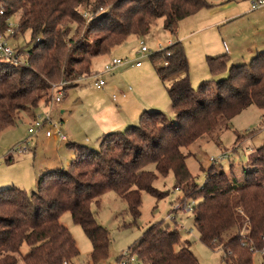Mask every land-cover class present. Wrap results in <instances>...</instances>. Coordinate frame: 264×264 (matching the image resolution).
I'll use <instances>...</instances> for the list:
<instances>
[{
	"label": "trees",
	"instance_id": "16d2710c",
	"mask_svg": "<svg viewBox=\"0 0 264 264\" xmlns=\"http://www.w3.org/2000/svg\"><path fill=\"white\" fill-rule=\"evenodd\" d=\"M0 4L4 8L0 34L5 35L9 18L17 15L15 30H29L34 42L25 65L0 60V132L15 125L21 111L35 115L41 104L47 105L53 83L88 76L94 56L130 35H147L159 18L162 29L174 34L180 20L212 6L208 0H0ZM82 7L94 9V15L80 37H70L71 25L84 22ZM13 49L20 53L23 48ZM168 49V65L155 71L175 110L174 122L161 110H143L137 124L103 134L95 148L68 141L67 148L74 152L69 165L40 174L30 192L15 185L0 188V264L74 260L79 254L76 241L60 221L66 212L91 243L90 261L106 260L111 240L92 204L113 191L135 220L142 192L158 199L168 193L153 182L169 172L174 188L183 186L186 198L197 200L191 214L199 241L218 249L222 264H253L250 248L264 246V141L250 153L242 180L211 164L199 185L186 159L192 144L217 142L220 131L230 129L233 117L248 106L264 109V49L248 62L231 63L226 76L202 80L197 89L190 82L183 46L177 41ZM151 58L162 60V55ZM228 60L226 53L206 56L215 75ZM22 244L28 246L24 255ZM128 251L135 255L133 264H199L179 229L161 221L147 227Z\"/></svg>",
	"mask_w": 264,
	"mask_h": 264
},
{
	"label": "rangeland",
	"instance_id": "374dc122",
	"mask_svg": "<svg viewBox=\"0 0 264 264\" xmlns=\"http://www.w3.org/2000/svg\"><path fill=\"white\" fill-rule=\"evenodd\" d=\"M208 2L212 4L211 7L202 8L181 20L176 35L163 30L162 19L159 18L153 23L147 35L143 37L130 35L124 43L112 47L104 54L94 56L88 76L83 74L73 80L53 83L62 89L60 101L52 102V95L56 94L52 91L54 94L51 93L50 101L47 105L41 104L35 110V115L47 111V115L56 124V127H51L53 133L59 129L70 138V142L92 148L98 146L103 134L112 131L109 126L116 115L127 118L130 121L129 125H135L139 122L143 110L158 109L168 120L174 122L175 110L171 107L165 85L155 71V67L161 65V58H151V55L158 50L159 44L165 47L169 40L173 43L181 41L188 61L190 82L193 88L197 89L202 80H215L226 76L232 61L241 59L248 62L251 59L245 54L243 58L240 55L237 58L231 57L226 68L215 75L209 71L206 55L224 52V43L229 51L238 50L253 42L257 43L261 33H264V17L256 13L251 15L254 22L248 20L247 17L250 15H245L243 18L224 24L221 29L206 28L199 32L195 28H190L192 20L198 23L194 27L212 20L206 14L210 17L218 15L224 17L233 10L244 7L249 10L250 5V0H238L234 3L228 0H208ZM0 9H4L1 4ZM215 9L217 11H214ZM80 10L83 12L84 22L71 25L70 37H80L88 25V18L95 12L94 9L84 10L83 7ZM101 10L99 8L97 12ZM221 11L223 14H219ZM17 19V15L9 18L8 23L13 33L11 36L10 33L5 32L7 33L5 40L12 49L23 48L19 52L22 58H26L27 49L34 42L31 41L29 30L23 33L15 30L18 25ZM192 31L194 32L191 35ZM140 41H143L149 50L145 55L138 52ZM112 58H121L129 63L118 66L110 72H103L104 64ZM0 60L10 61L1 55ZM137 61H140L139 66L135 65ZM96 73L105 81L101 88L94 85L92 76ZM169 83L170 79H167L165 84ZM129 86L131 89L127 94L125 93V96L119 95L116 101L112 99L113 93L118 94ZM263 114L264 109L252 104L233 117L230 129L220 131L217 142L196 141L189 147L192 154L187 157L186 165L197 184L204 183L206 171L212 164L210 158L217 157L222 152H227V156L213 165L242 180L243 169L248 166L250 153L264 141ZM35 115L29 110L21 111L15 125L0 132V188L15 185L30 192L35 187L40 174L54 170L58 166L66 168L74 157V152L67 148L68 141L59 140L56 134L46 137L45 128L33 134L28 133V127ZM124 129L125 127H122L119 131ZM252 130L256 132L247 135ZM236 134H240L237 141ZM9 156H12V159L7 162ZM148 167L153 168V165L150 164ZM174 182L172 172L155 179L153 186L168 193L158 199L145 191L142 192L140 215L135 220L127 212L126 203L113 191L105 192L97 205L92 204L97 220L107 229L111 240L108 257L104 261L97 263L90 261L89 254L92 248L90 241L81 226L71 220L68 212L62 214L60 221L68 227L79 250L78 256L68 264H118L117 257L128 252V248L141 237L144 230L159 221L179 229L182 239L190 242V248L199 264H222L220 251L210 249L199 241L191 212L175 211L173 215L176 224L167 219L168 213L173 211L176 203L182 204L187 199L188 202H197L195 199L186 198L183 186L179 189L174 188ZM27 249L26 244L20 247L23 255ZM17 264H22V261L19 259ZM253 264H264V255H253Z\"/></svg>",
	"mask_w": 264,
	"mask_h": 264
},
{
	"label": "built area",
	"instance_id": "2783aa9c",
	"mask_svg": "<svg viewBox=\"0 0 264 264\" xmlns=\"http://www.w3.org/2000/svg\"><path fill=\"white\" fill-rule=\"evenodd\" d=\"M250 4H251V9H257V8L264 6V0H250ZM0 13H2V9H0ZM6 32L10 33V34L13 33V30H12L10 24H9L8 28L6 29ZM7 33H5V35L0 34V55H1V57L5 58V59H10V61H8V62H11L13 64L25 65L26 59L22 58L20 53H17L14 49H12L10 46L7 45V42L5 40ZM140 44H141V46H140L138 52L141 53L142 55H145L149 50L143 41H140ZM172 44H173L172 40H169L165 47H163L161 44H159L158 50L153 54V55H156V54L161 53V55H162L161 65H163V66L168 65V61L165 60V56L170 55L171 52L168 49V47L171 46ZM127 63H129V61H127V60H124L121 58H112L109 62L104 64L103 72H110L114 68L121 66V65H124V64H127ZM135 65L139 66L140 61L135 62ZM92 77L94 78V85L97 88H101L105 84L104 79L97 76V73L94 74ZM130 89H131L130 86L126 88V90H130ZM51 90L54 91V93H56L55 95H52V102L60 101L61 95H62V92H61L62 89L59 86H55L53 84L51 87ZM126 90L120 91L118 94L113 93L112 99L116 101V99L118 98L119 95H121L122 97L125 96ZM54 93L52 92V94H54ZM47 113L48 112L46 111L43 114H38V115H35L33 117L32 121L30 123V126L28 127V133L33 134L36 131H38L39 129L45 128L44 133H45L46 137H51L53 134H56V136L58 137L59 140L68 141L67 136L64 133H62L59 129L55 130V132L53 133V131L51 130V127H56V124H55V122L52 121L50 116L47 115ZM47 126H48V128H46ZM226 156H227V152H222L219 156L210 158V161L212 164L219 163ZM176 189H179V188H176ZM187 200H184L182 202V204H180V203L175 204L173 211L169 212L167 215V219L169 221L173 222L174 224L176 223L174 215H173V213H175V211H182L184 213L193 211V207H194L195 203L188 202ZM250 249L252 250L253 255H255V254H260L262 256L264 255V246L261 247V249H259V250L253 249V248H250ZM134 261H135V255L131 254L128 251L125 254H122V257L118 261V264H133Z\"/></svg>",
	"mask_w": 264,
	"mask_h": 264
},
{
	"label": "crops",
	"instance_id": "0c3cea01",
	"mask_svg": "<svg viewBox=\"0 0 264 264\" xmlns=\"http://www.w3.org/2000/svg\"><path fill=\"white\" fill-rule=\"evenodd\" d=\"M228 1L234 3V2H237L238 0H228ZM214 11H217V9H215ZM248 11H253V12H248ZM254 13H256L260 17H262V16L264 17V6H262L260 8H257V9H251V4H250L249 5V10H248L247 7H244L243 9H239V10H233V12H231L229 15H225L224 17L219 16V15L217 17L216 16L210 17L209 14H206V16L211 18L212 20H210L209 22H207L205 24H201L200 26H196V27H194V25H196L198 23L194 22L192 20V22L190 24V28H195V30L199 31V32H200V30H205L206 28H209V29H211V28H219V29H221L222 27H224L223 26L224 24L232 22V21H234V20H236L238 18H243V17H245V15H250V16L247 17L248 20L250 22H254V19H252V17H251V15L254 14ZM213 14H217V13H213ZM219 14H223V11H221ZM256 20H257V18H256ZM180 22H181V20L179 21V23ZM177 30H178V26H177L176 32L174 34H171V35H176ZM193 32L194 31H192L190 34L192 35ZM259 38H260V40H258L257 43H255V42L250 43L249 45L241 47L238 50L236 49L234 51H229L227 46H226V44L224 43L225 51L222 52V53L214 54V55L226 53L229 58H231V57L237 58L238 55H240L243 58L244 54L245 55H249L250 57H252L257 52L262 51L264 49V33H261ZM178 42H180V44L182 45L181 41H178ZM214 55H211V56H214ZM232 62L233 63H240V62H245V60L236 59V60H234ZM122 91H124V90H122ZM129 91L130 90H126V94ZM112 120H113V122L109 126L110 128H112V129H110L112 131L120 130V129H122V127H126L130 123V121H128L127 118H124V117L120 118L118 115H116ZM67 138H68V136H67ZM68 141H70V138H68ZM57 168H62V167L58 166Z\"/></svg>",
	"mask_w": 264,
	"mask_h": 264
}]
</instances>
